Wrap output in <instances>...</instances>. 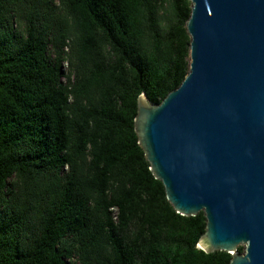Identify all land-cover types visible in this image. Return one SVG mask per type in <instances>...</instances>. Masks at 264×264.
<instances>
[{"label":"trees","instance_id":"16d2710c","mask_svg":"<svg viewBox=\"0 0 264 264\" xmlns=\"http://www.w3.org/2000/svg\"><path fill=\"white\" fill-rule=\"evenodd\" d=\"M189 14L0 0V264L229 263L196 248L203 214L174 212L134 132L138 97L159 104L187 73Z\"/></svg>","mask_w":264,"mask_h":264},{"label":"water","instance_id":"95a60500","mask_svg":"<svg viewBox=\"0 0 264 264\" xmlns=\"http://www.w3.org/2000/svg\"><path fill=\"white\" fill-rule=\"evenodd\" d=\"M188 1L187 73L134 132L174 212L203 214L196 248L264 264V0Z\"/></svg>","mask_w":264,"mask_h":264},{"label":"rangeland","instance_id":"374dc122","mask_svg":"<svg viewBox=\"0 0 264 264\" xmlns=\"http://www.w3.org/2000/svg\"><path fill=\"white\" fill-rule=\"evenodd\" d=\"M64 69H66V66L64 65ZM238 249V248H237Z\"/></svg>","mask_w":264,"mask_h":264}]
</instances>
